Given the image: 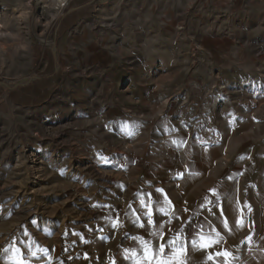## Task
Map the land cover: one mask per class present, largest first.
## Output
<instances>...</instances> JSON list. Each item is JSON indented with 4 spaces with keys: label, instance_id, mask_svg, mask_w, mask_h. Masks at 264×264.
<instances>
[{
    "label": "rangeland",
    "instance_id": "rangeland-1",
    "mask_svg": "<svg viewBox=\"0 0 264 264\" xmlns=\"http://www.w3.org/2000/svg\"><path fill=\"white\" fill-rule=\"evenodd\" d=\"M0 22V264H103L167 155L262 180L264 0H0Z\"/></svg>",
    "mask_w": 264,
    "mask_h": 264
},
{
    "label": "crops",
    "instance_id": "crops-1",
    "mask_svg": "<svg viewBox=\"0 0 264 264\" xmlns=\"http://www.w3.org/2000/svg\"><path fill=\"white\" fill-rule=\"evenodd\" d=\"M221 157L201 147L195 162L167 155L156 168L141 167L137 191L126 196L124 218H117L125 239L103 246V264H264V176L244 180L240 169L253 173L250 164L224 176L229 166ZM144 187L152 188L150 197Z\"/></svg>",
    "mask_w": 264,
    "mask_h": 264
},
{
    "label": "snow or ice",
    "instance_id": "snow-or-ice-1",
    "mask_svg": "<svg viewBox=\"0 0 264 264\" xmlns=\"http://www.w3.org/2000/svg\"><path fill=\"white\" fill-rule=\"evenodd\" d=\"M167 244L170 247H175V245L173 244L172 241H168ZM164 249H165V244L164 243L160 244L159 245V253H163L164 252ZM218 255H219V253H218ZM165 264H167V261L165 262Z\"/></svg>",
    "mask_w": 264,
    "mask_h": 264
},
{
    "label": "bare ground",
    "instance_id": "bare-ground-1",
    "mask_svg": "<svg viewBox=\"0 0 264 264\" xmlns=\"http://www.w3.org/2000/svg\"><path fill=\"white\" fill-rule=\"evenodd\" d=\"M63 2V1H62ZM64 4V2L62 3V5ZM2 29H3V25L2 23L0 22V35L2 34Z\"/></svg>",
    "mask_w": 264,
    "mask_h": 264
}]
</instances>
